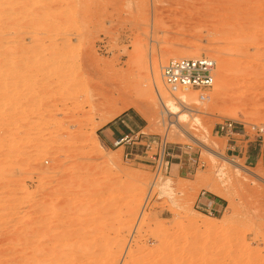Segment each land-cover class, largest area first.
Here are the masks:
<instances>
[{
  "label": "rangeland",
  "instance_id": "374dc122",
  "mask_svg": "<svg viewBox=\"0 0 264 264\" xmlns=\"http://www.w3.org/2000/svg\"><path fill=\"white\" fill-rule=\"evenodd\" d=\"M187 54L215 83L167 114L148 79ZM260 127L264 0H0V264H264ZM173 151L188 179L157 176Z\"/></svg>",
  "mask_w": 264,
  "mask_h": 264
},
{
  "label": "built area",
  "instance_id": "2783aa9c",
  "mask_svg": "<svg viewBox=\"0 0 264 264\" xmlns=\"http://www.w3.org/2000/svg\"><path fill=\"white\" fill-rule=\"evenodd\" d=\"M216 66V60L210 57H173L161 66V76L165 86L172 94L191 90L206 92L214 86ZM200 97L204 99L208 95L202 93ZM235 129H237V126L233 122L220 125V130L227 133L233 134L236 132ZM259 130L264 132V127H260ZM150 145V143L147 144L148 147ZM126 156L128 158L129 154H126ZM157 161L155 172L159 176L163 170L168 171L169 168L165 152L163 155H158ZM205 193L203 192L197 207L203 211L217 212V206L207 200L204 196ZM203 198H205V201H203Z\"/></svg>",
  "mask_w": 264,
  "mask_h": 264
},
{
  "label": "bare ground",
  "instance_id": "6f19581e",
  "mask_svg": "<svg viewBox=\"0 0 264 264\" xmlns=\"http://www.w3.org/2000/svg\"><path fill=\"white\" fill-rule=\"evenodd\" d=\"M205 6V5H204ZM203 6V7H204ZM202 7V6H201ZM202 9V8H201ZM213 9V8H212ZM201 12V11H200ZM202 12H205V11H203L202 10ZM201 12V13H202ZM201 13H199V14H201ZM205 13H207V12H205ZM204 13V14H205ZM203 14V13H202ZM202 14H201V16H202ZM208 14H209V12H208ZM206 15V14H205ZM200 16V15H199ZM200 16V17H201ZM182 57H191V55L190 54H187V55H182ZM167 59V58H166ZM152 71L154 72V70H153V68H152ZM151 71V72H152ZM152 72V77L151 76H149L148 78H150V79H148V80H150V85L152 86H154L155 87V89H156V94H158V102H159V104L162 106V111L164 112V111H166L167 112V114H169V113H171V112H177L176 110L178 109V108H180V106L182 107H186V109H189V111H197V110H201L202 109V107L200 106L199 107V105H197L198 104V102H197V96L195 97V95H194V93H190L189 91L188 92H180V93H177V94H180V95H175L174 94V97H172V96H170L169 95V93H167V91H166V89H165V86L163 87V85H161V81H160V76H159V73H158V75H157V73L155 74V73H153ZM161 75V74H160ZM148 76V75H147ZM146 80H147V78H146ZM165 85V84H164ZM152 86V87H153ZM222 86L223 85H221V83H220V88H222ZM154 89V90H155ZM152 90H153V88H152ZM150 92V91H149ZM155 92V91H154ZM222 92H223V90L222 89H219L218 91H217V95H221L222 94ZM157 97V96H156ZM236 97V95H233L231 98H230V101L233 99V98H235ZM237 97L240 99V101H242V100H246V99H248L249 97H247V95L245 94V93H243V94H239V95H237ZM207 98H209V97H207ZM204 99H205V97H204ZM203 99V100H204ZM202 100V101H203ZM206 100V99H205ZM210 102V101H209ZM197 103V104H196ZM200 104V103H199ZM201 104H203V103H201ZM205 104V103H204ZM206 106H208V105H206ZM183 109V108H182ZM184 110V109H183ZM182 110V111H183ZM161 111V112H162ZM178 111L180 112L181 111V108H180V110L178 109ZM181 111V112H182ZM119 111H115L113 114H112V118L115 116V115H117V113H118ZM162 112V113H163ZM166 112H165V114H164V116H163V121L165 122V120H168V121H171L170 119L171 118H169L168 117V119H166V116L165 115H167L166 114ZM184 112H186V110H184L183 111V113H181V115L184 117V116H186V114H184ZM189 113V112H188ZM172 114V113H171ZM190 114L191 113H189V116H190ZM181 115L179 116V117H181ZM168 116V115H167ZM183 117H181V119L183 118ZM192 118V117H191ZM165 119V120H164ZM180 119V118H179ZM185 119H186V117H185ZM194 121V120H193ZM198 123V122H197ZM167 124H168V122H167ZM170 124H171V122H170ZM168 125L167 126V136L169 137V138H167V140L168 139H170L171 141H175V138L173 139V138H171V137H173L172 135H174L175 136V134H181L180 132L183 130V129H185L184 128V126H183V124H181V123H179V124H177L176 125V128L174 127H172L171 125ZM164 127H166V126H164ZM187 131V130H186ZM189 131V130H188ZM187 131V132H188ZM179 134H178V136H179ZM185 134H187L186 132H185ZM190 134V133H189ZM166 135V134H165ZM185 137V136H184ZM183 137V138H184ZM187 137H189V136H187ZM187 137H185V138H187ZM194 137V136H193ZM178 140V139H177ZM201 142V141H200ZM205 142V141H204ZM203 142V143H204ZM207 144V143H206ZM238 167V166H237ZM241 167V166H240ZM157 182V181H156ZM156 182H153L152 184H151V188L149 189V194H151L152 193V191L154 190L153 188L155 187V185L157 184ZM170 183V182H169ZM168 183V184H169ZM169 189V188H168ZM30 230V229H29ZM45 246V245H44ZM91 247V246H90ZM89 247V248H90ZM48 248V247H47ZM42 250V249H41ZM19 251V250H18ZM49 251V250H48ZM28 252V251H27ZM18 253V252H17ZM39 253V252H38ZM43 254V253H42ZM41 255V254H40ZM26 256H24V262L23 261H21L20 262V260H23V258L22 257H19V258H17L18 260H14L15 262H18L19 264L20 263H27L28 264V261H31V259H29L28 260V258H26ZM20 259V260H19ZM26 260H28V261H26ZM38 260V259H37ZM33 261V260H32ZM36 262V261H35ZM17 263V264H18ZM31 262H29V264H30ZM14 264V263H13ZM16 264V263H15ZM32 264H35L34 262H32ZM88 264V263H87Z\"/></svg>",
  "mask_w": 264,
  "mask_h": 264
},
{
  "label": "crops",
  "instance_id": "0c3cea01",
  "mask_svg": "<svg viewBox=\"0 0 264 264\" xmlns=\"http://www.w3.org/2000/svg\"><path fill=\"white\" fill-rule=\"evenodd\" d=\"M114 129L115 127L113 125H110L107 128V140L110 142L114 141L115 144L124 146V150L126 152L125 154H129V155L135 154L133 151L135 148L134 145L135 142L131 144V141L128 140L129 134L126 133L125 135L119 136L118 139H114L115 138ZM121 140L123 141L121 142ZM261 142H262L261 153L258 155L256 159V163H258L259 161L264 162V137L261 138ZM247 153H248L247 158L251 159L252 156H251L250 148L248 149ZM168 155H171V160H168L169 162L168 170L170 169L169 171L171 174H173L174 178L188 179V177L193 174L195 170V161L192 159L191 156L185 155L184 152L180 154L179 152H175V151L169 152ZM136 156L138 157V154H136ZM216 199H207V200H209V202L212 203L214 206H218L219 202Z\"/></svg>",
  "mask_w": 264,
  "mask_h": 264
}]
</instances>
